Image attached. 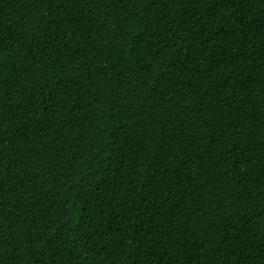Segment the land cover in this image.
<instances>
[{"label": "trees", "instance_id": "trees-1", "mask_svg": "<svg viewBox=\"0 0 264 264\" xmlns=\"http://www.w3.org/2000/svg\"><path fill=\"white\" fill-rule=\"evenodd\" d=\"M0 264H264V0H0Z\"/></svg>", "mask_w": 264, "mask_h": 264}]
</instances>
